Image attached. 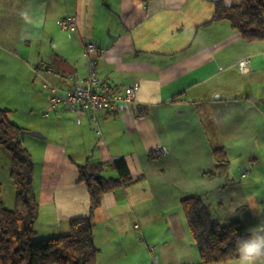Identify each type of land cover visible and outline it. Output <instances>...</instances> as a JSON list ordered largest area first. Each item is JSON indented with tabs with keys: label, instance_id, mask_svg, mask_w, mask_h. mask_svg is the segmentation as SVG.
Returning a JSON list of instances; mask_svg holds the SVG:
<instances>
[{
	"label": "crops",
	"instance_id": "0c3cea01",
	"mask_svg": "<svg viewBox=\"0 0 264 264\" xmlns=\"http://www.w3.org/2000/svg\"><path fill=\"white\" fill-rule=\"evenodd\" d=\"M213 1L0 0V100L8 104L0 106L18 112L14 94L21 90L24 112L8 120L42 136L20 135L34 164L33 240L66 234L70 219L88 216V194L77 182L87 158L102 163L106 177H118V157L132 177L142 175L107 192L94 211L96 264H200L180 213L185 197L202 199L222 224L260 225L264 42H245L226 21L211 22ZM86 42L96 48L99 82L112 92L137 84L133 104L101 111L93 125L86 110L48 108L52 89L87 79ZM242 60L246 73L237 70ZM217 149L227 155V178L211 174ZM9 173L0 146V198L12 211ZM236 214L243 219L228 221Z\"/></svg>",
	"mask_w": 264,
	"mask_h": 264
},
{
	"label": "trees",
	"instance_id": "16d2710c",
	"mask_svg": "<svg viewBox=\"0 0 264 264\" xmlns=\"http://www.w3.org/2000/svg\"><path fill=\"white\" fill-rule=\"evenodd\" d=\"M212 3L211 22L226 21L245 42H264V0H239L233 6L224 5L222 0ZM20 131L8 120L7 111L0 110V146L10 156L9 178L16 188L12 211L3 208L0 198V264H96L98 249L93 241L94 211L100 207L107 192L133 186L139 183L142 175L132 177L125 161L118 157L113 165L118 177H106L103 164L87 158L77 166V182L86 188L88 194V216L70 219L66 234L33 240V223L38 215L33 189L34 164L21 144ZM148 155L151 160L157 158L155 150ZM213 156L216 166L211 174L227 178L229 162L225 151L214 150ZM179 204L200 264L238 260L236 240L249 234L244 224L218 222L209 207L196 196L185 197ZM262 218L260 225L264 226V210Z\"/></svg>",
	"mask_w": 264,
	"mask_h": 264
},
{
	"label": "built area",
	"instance_id": "2783aa9c",
	"mask_svg": "<svg viewBox=\"0 0 264 264\" xmlns=\"http://www.w3.org/2000/svg\"><path fill=\"white\" fill-rule=\"evenodd\" d=\"M60 26L66 28L68 21H61ZM85 50L90 56L89 75L79 87L67 89L62 92L54 88L51 90L54 93L49 99L48 108H53L57 103L69 108L75 113L79 110L87 111V122L89 124L96 123V116L101 111L116 112L121 106H130L137 98L135 90L137 84L123 88L122 92H112L107 88L106 84L98 81V78L93 70L95 64L96 48L93 43H84ZM237 69L240 73L249 71L248 60H242L237 63ZM56 96V97H54Z\"/></svg>",
	"mask_w": 264,
	"mask_h": 264
},
{
	"label": "clouds",
	"instance_id": "9594fccd",
	"mask_svg": "<svg viewBox=\"0 0 264 264\" xmlns=\"http://www.w3.org/2000/svg\"><path fill=\"white\" fill-rule=\"evenodd\" d=\"M248 233L236 240L238 264H264V226L249 229Z\"/></svg>",
	"mask_w": 264,
	"mask_h": 264
},
{
	"label": "rangeland",
	"instance_id": "374dc122",
	"mask_svg": "<svg viewBox=\"0 0 264 264\" xmlns=\"http://www.w3.org/2000/svg\"><path fill=\"white\" fill-rule=\"evenodd\" d=\"M237 66V65H236ZM238 70V69H237ZM250 70V69H249ZM14 98H15V102H14V104L16 105V106H13V107H17V109H18V112H16L15 113V108H7L6 106H3V107H1L0 106V110H4V111H9V112H7V117H9V114H10V117H12L15 121H17L18 122V120L20 119V113H22V112H24V103H22L21 102V99H22V93H21V90H16L15 91V94H14ZM0 105H8V104H6L5 102H3L2 100H0ZM24 115H25V113H24ZM85 124H86V121H85ZM92 125V124H91ZM92 127H94V126H92ZM184 184V183H183ZM250 192H253L254 193V191H250ZM231 196L232 197H235L236 198V196H237V192H231ZM205 198H209V196H207V197H205ZM173 205V202L171 201V202H167L166 203V206H172ZM180 213H181V215H182V211H181V209H180ZM182 217H183V215H182ZM236 217V218H235ZM234 218H235V220H238V221H240L239 219L241 218V219H243L242 218V216L241 215H239V214H236V215H233L232 216V218H230V220H228V221H233L234 220ZM183 220H184V218H183ZM184 222H185V220H184ZM241 223H243L244 224V226H245V228H246V231H248L250 228V226L249 225H247V223H245L244 222V220H243V222L241 221ZM255 227H258V226H253L252 228H255ZM184 228L185 229H187L188 230V228H187V224H186V222H185V225H184ZM189 240L191 241V244H192V246H193V248H194V250H195V252H196V254H197V256L199 257V255H198V253H197V250H196V248H195V246L193 245V242H192V237H190V235H189ZM224 264H238V260H234V261H230V262H227V263H224Z\"/></svg>",
	"mask_w": 264,
	"mask_h": 264
},
{
	"label": "water",
	"instance_id": "95a60500",
	"mask_svg": "<svg viewBox=\"0 0 264 264\" xmlns=\"http://www.w3.org/2000/svg\"><path fill=\"white\" fill-rule=\"evenodd\" d=\"M24 134H26V135H30V136H33V137H37V138H41L42 136L39 134V133H37V132H33V131H30V132H28V131H20V135H24Z\"/></svg>",
	"mask_w": 264,
	"mask_h": 264
}]
</instances>
